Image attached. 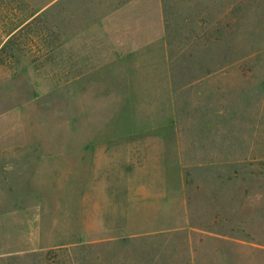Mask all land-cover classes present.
<instances>
[{
  "label": "rangeland",
  "instance_id": "obj_1",
  "mask_svg": "<svg viewBox=\"0 0 264 264\" xmlns=\"http://www.w3.org/2000/svg\"><path fill=\"white\" fill-rule=\"evenodd\" d=\"M47 1L0 0V264H264V0ZM146 16L179 57L167 142L115 86Z\"/></svg>",
  "mask_w": 264,
  "mask_h": 264
},
{
  "label": "crops",
  "instance_id": "obj_2",
  "mask_svg": "<svg viewBox=\"0 0 264 264\" xmlns=\"http://www.w3.org/2000/svg\"><path fill=\"white\" fill-rule=\"evenodd\" d=\"M114 43L121 56L123 51L128 58L135 57L127 66L115 69L121 72L122 77L115 75V86H124L121 90L124 96L120 100L130 103L131 110L133 103L141 104L140 110L144 113L139 118L148 121L141 123L137 131L130 129L128 135L151 133L161 136L159 142H167L171 135L176 136L178 133V128L166 127L169 123H176V116L170 106L173 102V79L168 42L160 30H152V24L146 16L141 18L138 29L130 30L123 36L117 35ZM146 112L151 117L145 116Z\"/></svg>",
  "mask_w": 264,
  "mask_h": 264
},
{
  "label": "trees",
  "instance_id": "obj_3",
  "mask_svg": "<svg viewBox=\"0 0 264 264\" xmlns=\"http://www.w3.org/2000/svg\"><path fill=\"white\" fill-rule=\"evenodd\" d=\"M50 1L52 0H48L44 4ZM17 21L12 23L8 27L5 26L4 29H2V36L0 37V65L5 62L6 58L13 57L15 55L14 50L18 49L20 47V44L22 43L21 36L24 30V26H21V22L19 19ZM168 45H169V51H170L172 76L174 77V75L176 74L175 70L179 63L178 62L179 57H178V53L173 51L174 42L168 40ZM191 56L194 58L196 57L194 54H192ZM209 70L210 69H208V71Z\"/></svg>",
  "mask_w": 264,
  "mask_h": 264
}]
</instances>
